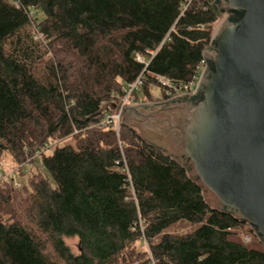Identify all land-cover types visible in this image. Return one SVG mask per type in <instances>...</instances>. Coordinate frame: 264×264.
Wrapping results in <instances>:
<instances>
[{"label": "trees", "instance_id": "16d2710c", "mask_svg": "<svg viewBox=\"0 0 264 264\" xmlns=\"http://www.w3.org/2000/svg\"><path fill=\"white\" fill-rule=\"evenodd\" d=\"M209 2L0 0V157L22 177L41 166L19 188L0 178V264H264L184 166L102 125L138 78L152 101L159 78H193L220 19ZM181 220L193 229L165 232Z\"/></svg>", "mask_w": 264, "mask_h": 264}, {"label": "water", "instance_id": "95a60500", "mask_svg": "<svg viewBox=\"0 0 264 264\" xmlns=\"http://www.w3.org/2000/svg\"><path fill=\"white\" fill-rule=\"evenodd\" d=\"M211 6L222 19L203 50L197 90L126 106L121 125L184 166L206 203L264 247V0Z\"/></svg>", "mask_w": 264, "mask_h": 264}, {"label": "rangeland", "instance_id": "374dc122", "mask_svg": "<svg viewBox=\"0 0 264 264\" xmlns=\"http://www.w3.org/2000/svg\"><path fill=\"white\" fill-rule=\"evenodd\" d=\"M221 19L222 18L219 19V22L221 21ZM218 23L216 24V26L218 25ZM165 83L167 84L166 81H163L162 84H158L159 86L157 84L149 85L150 94L153 97L161 96V93L163 92V88H164V90L166 88ZM136 95L138 98L133 96L132 97L133 100L125 101V103H122V104H121V101H122V96H121L115 105L113 113H115V112L117 113L120 107H123V109H124L126 106H129V105H141V104L157 102V101L150 100L148 98V96L146 97L141 89L136 92ZM123 109H122V111H123ZM121 115H122V112H121ZM120 126H122L121 125V117H120ZM72 142H73L72 137H68V138H65L62 141L58 142L57 144L58 145H64L66 143H72ZM0 162H1L0 163V170L2 172H4L6 175H8L9 177H13L14 181L18 182V184L20 183V185L22 183L25 184L27 182V176L31 172H35L36 168L41 170V166L38 163V159H35L33 165H27V166L25 165V169H26L25 172L27 173V176L23 175V177H22V175H20L19 173H17L15 171V168H14L15 166L12 163L8 154H6V153L3 154L0 157ZM192 229H193V226L190 223H188L187 221L181 220V221H178L177 223L173 224L169 228H167L165 230V232L174 233V234H183V233H187V232L191 231ZM235 231L237 232V235H236L237 238H239V237L241 238L244 235L250 234L252 236V240L248 243L250 246H253V247H260L261 246L262 247V244L257 240V238L252 234V232L250 231V233H248V231L246 230V227H244V226L239 227V228L235 229ZM65 243L69 247V249L71 250V252L73 254H77L79 252V241L77 238H75V237L74 238H66Z\"/></svg>", "mask_w": 264, "mask_h": 264}, {"label": "built area", "instance_id": "2783aa9c", "mask_svg": "<svg viewBox=\"0 0 264 264\" xmlns=\"http://www.w3.org/2000/svg\"><path fill=\"white\" fill-rule=\"evenodd\" d=\"M209 4L211 5L214 0H209ZM150 54L153 55L154 52L150 51ZM139 61H143V57H138ZM206 67V63L205 60L203 59L201 61V63L199 64V66L197 67V71L195 73V75L193 76V78L186 83L185 85H183L182 87H173L171 86L167 81L166 84V88L164 90L165 92V96H160V99L158 101H164V100H169V99H173L177 96L180 95H187V94H193L198 87V83H199V79L201 74L203 73V71L205 70ZM159 81L161 83H163L164 80H161L159 78ZM142 84V81L138 78L137 80H135L133 83H130L128 85H126L123 89H122V103H125V101L128 100H133V96H134V92L138 91L140 86ZM123 107H120L118 112L116 113H111L105 116V118L102 120V125H107L109 124L110 126H112L115 130L116 133H118L119 127H120V117H121V112H122ZM8 178L9 176L4 174L2 175L0 173V178ZM14 185L16 188L20 187V183L18 184V182L14 181ZM243 240L245 242H249L251 240V236L250 235H244L243 236Z\"/></svg>", "mask_w": 264, "mask_h": 264}]
</instances>
